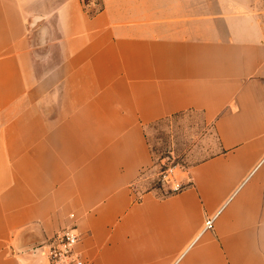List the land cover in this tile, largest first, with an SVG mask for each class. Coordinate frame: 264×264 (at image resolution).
<instances>
[{
  "label": "crops",
  "instance_id": "1",
  "mask_svg": "<svg viewBox=\"0 0 264 264\" xmlns=\"http://www.w3.org/2000/svg\"><path fill=\"white\" fill-rule=\"evenodd\" d=\"M263 2L0 0V264L72 226L85 264H264ZM187 111L209 149L163 195L148 128Z\"/></svg>",
  "mask_w": 264,
  "mask_h": 264
},
{
  "label": "rangeland",
  "instance_id": "2",
  "mask_svg": "<svg viewBox=\"0 0 264 264\" xmlns=\"http://www.w3.org/2000/svg\"><path fill=\"white\" fill-rule=\"evenodd\" d=\"M83 3L90 13L96 12L101 6L100 0H83ZM261 9V21L264 24V2ZM209 129L201 114L195 111H187L152 124L148 128V139L153 163L145 171L146 186L158 190L160 194L165 193V188L160 186L155 175L162 163L169 161L187 167L206 155L209 147H206L205 137Z\"/></svg>",
  "mask_w": 264,
  "mask_h": 264
},
{
  "label": "built area",
  "instance_id": "3",
  "mask_svg": "<svg viewBox=\"0 0 264 264\" xmlns=\"http://www.w3.org/2000/svg\"><path fill=\"white\" fill-rule=\"evenodd\" d=\"M155 175L160 186L165 188L163 195L180 192L191 185L187 168L180 164L162 163ZM214 218L215 215L205 218L201 232L212 229ZM80 240L81 235L75 227L63 228L39 245L36 252L43 257L45 264H85Z\"/></svg>",
  "mask_w": 264,
  "mask_h": 264
},
{
  "label": "water",
  "instance_id": "4",
  "mask_svg": "<svg viewBox=\"0 0 264 264\" xmlns=\"http://www.w3.org/2000/svg\"><path fill=\"white\" fill-rule=\"evenodd\" d=\"M38 246H39V244H36V245L30 247V249H32V250H36Z\"/></svg>",
  "mask_w": 264,
  "mask_h": 264
}]
</instances>
